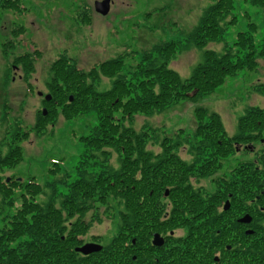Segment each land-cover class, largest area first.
<instances>
[{
	"label": "trees",
	"instance_id": "trees-1",
	"mask_svg": "<svg viewBox=\"0 0 264 264\" xmlns=\"http://www.w3.org/2000/svg\"><path fill=\"white\" fill-rule=\"evenodd\" d=\"M248 1L264 5V0ZM0 6L24 8L19 0H0ZM234 8L233 0L212 1L182 39L159 40L126 72H120L121 53L88 69L77 65L66 53L54 57L45 80L51 96L42 98L46 113L36 111L34 130L43 133L46 123L54 122L59 113L69 119L93 112L97 119L90 131L79 137L84 148L73 178L69 172L59 171L58 160L55 166L48 167L53 178L45 184L33 176L24 181L10 176L6 181L0 173L1 203L3 207H13L1 217L0 264H124L125 221L135 226L132 235L141 241L139 222L144 224L145 239L158 223L175 219L188 223L185 235H171L173 240L154 254L158 263L148 254L149 264H264V166L252 162L245 174V163L230 164L229 171L241 175L236 176L235 190L230 180L222 181L218 171L222 156L235 151V139L245 131L255 136L263 130L264 113L252 111L264 109V103L246 107L237 117V131L233 134H227L217 110L202 104L194 107L197 121L188 139L158 133L155 127L136 128L132 122L138 113L159 111L181 98H201L214 91L226 76L254 67L264 54V44L255 47L251 29L257 26L252 20H248L250 29L237 31V46L225 43L222 51L204 48L202 60L196 62L190 75H179L169 64L190 42L201 45L222 39L224 27L237 17ZM245 16L250 15L246 12ZM22 30L21 24L11 27L15 36ZM12 41L9 38L1 43L4 53L14 45ZM38 53L39 49L33 47L13 54L9 64L10 70L14 66L22 70L19 75L29 88ZM101 74L113 75V79L109 87L100 90L96 85ZM255 83L256 90L264 94V81L256 79ZM7 133L10 140L6 151L0 150V170L22 158L18 141L28 132L16 128ZM184 147L193 155L191 160L179 153ZM115 153L114 163L111 155ZM207 174L221 180L215 191L201 187L199 179ZM16 186L20 191L14 192ZM226 187L232 193L238 192V197L242 190H251L249 196H253L245 201L236 199L238 211L251 215L249 222L239 220L240 230L235 229L231 219L235 211L232 201L220 210L222 220L211 204L209 195L226 193ZM196 194L203 197L195 198ZM16 197L19 203L14 206ZM163 197L171 201L156 200ZM113 212L118 215L116 232L100 242L99 249L84 256L74 248L86 239L91 221H100V213L111 218ZM122 213L127 219L122 218Z\"/></svg>",
	"mask_w": 264,
	"mask_h": 264
},
{
	"label": "rangeland",
	"instance_id": "rangeland-1",
	"mask_svg": "<svg viewBox=\"0 0 264 264\" xmlns=\"http://www.w3.org/2000/svg\"><path fill=\"white\" fill-rule=\"evenodd\" d=\"M79 1L81 0L77 2ZM212 1L214 0H124L120 5L114 2L105 15H96L93 12L91 24L86 22L87 24L81 28L76 27L71 16L72 8L74 9L76 7L74 4L77 3L74 0H19L24 5V8L19 6V9L0 6V150L5 152L8 147L7 141L10 137L7 131L13 132L19 128L28 132L26 137L18 141L23 150L22 158L13 166L3 167L0 170L1 176L5 180L6 175L17 176L22 181L33 176L36 181L45 184L53 178V173L48 167L55 166L54 162L58 160L59 171L69 172L70 179L74 177L76 163L84 148L79 137L82 133L90 131V127L96 122V114L91 112L65 119L59 113L54 122L46 123L43 133L35 131L32 126L35 123L36 111L44 106L38 90L41 92L47 90L45 80L49 72L48 64L57 54L66 53L77 65L88 69L90 65L100 60L121 53L123 64L120 72H126L142 58L145 50L150 49L159 40L182 39L192 30L203 9ZM233 2L237 17L234 22L224 27L222 39L201 45L190 42L169 61L179 75L183 77L190 75L192 67L197 61L202 60L204 48L222 51L225 43L232 47L237 46L236 33L251 28L248 20H252L257 26L256 30L251 29L255 47L264 44V5H255L248 0ZM246 12L250 16H245ZM19 24L23 25V30L15 36L11 32V27ZM9 38L14 40L12 41L14 45L9 47L6 54L1 49V43ZM33 47L38 48L39 53L36 55L35 71L29 77L32 86L34 83L32 91V86L30 90L27 81L19 75L22 70L13 67L12 74L9 64L13 54L30 51ZM236 72L237 74L233 76H226L214 91L204 94L201 98H181L159 111L146 115L138 113L132 121L134 126L155 127L158 133H165L170 137L178 134L180 138L188 139L197 121L194 107L202 104L219 112L227 134L235 133L238 115L250 104L264 103V94L253 85L256 84V79L264 81V54L259 57L253 68L239 69ZM112 77L113 75L101 74L96 87L100 90L109 87ZM185 149L186 147L179 153L191 160L193 155ZM255 150L256 154L231 151L222 156V165L218 169L219 177L223 175L226 180H230V186L234 190L236 176L241 175L228 173L229 165L240 162V159H250L251 162L255 161L264 166V162L258 159L259 149ZM115 160L116 153L111 155V161L115 163ZM199 181L206 191H215L221 180L217 178L213 180L211 175L207 174L200 177ZM60 185V189H64ZM14 190L20 191L19 186ZM225 191L232 190L226 187ZM250 192L251 190H242L239 197L238 192L234 195L237 199L245 201L253 197L249 196ZM16 198L14 206L19 203L18 197ZM0 208H3L0 210L1 224L3 221L1 217L5 211L12 210L13 207H3L0 200ZM244 213L245 210L238 212L239 216ZM89 214L90 212L86 213ZM100 214L102 219L91 221L85 237L97 238V241L102 242L116 232L118 215L113 212L110 218L103 213ZM167 224L168 226L179 224L183 229H179L177 233L185 235L187 222L175 219ZM91 233H95L96 236Z\"/></svg>",
	"mask_w": 264,
	"mask_h": 264
},
{
	"label": "flooded vegetation",
	"instance_id": "flooded-vegetation-1",
	"mask_svg": "<svg viewBox=\"0 0 264 264\" xmlns=\"http://www.w3.org/2000/svg\"><path fill=\"white\" fill-rule=\"evenodd\" d=\"M74 1H78V0H74ZM99 1H103V0H81L77 3L74 4V9L72 8V13L71 16L73 18V20L76 23V27L81 28L82 26H85L87 23L91 24L92 21V17H94V13L100 14V15H105L109 12V9L111 7V4L116 2L117 5H120V3L122 4L124 0H108V11L106 13H102L101 11H97L96 10V4ZM99 18V16L97 17V19ZM85 20V21H82ZM95 21H97L95 19ZM87 22V23H86ZM98 23V22H97ZM44 93L43 92L41 94V97L44 98ZM252 112H258L264 113V109H261L259 111H252ZM263 120H264V116H263ZM263 130L259 131V134L254 135H249V132L245 131L243 132V134H241L239 139H235L234 141V145H235V151H243L245 153H255L257 151H254L255 148L259 149V155H258V159L261 162H264V126L262 127ZM252 133V132H251ZM257 133V132H254ZM183 149H181L182 151ZM180 151V150H179ZM183 152V151H182ZM241 162L245 163L243 166H245L243 169L245 170V172L247 173L248 170H250L251 168V164L252 162L250 161V159H240ZM255 162V161H254ZM234 166V165H233ZM230 172V171H229ZM232 172H230L231 174ZM224 176L221 175V179L222 181H224ZM199 194H196L194 197L198 198V197H203ZM232 199H231V197ZM210 198H212V207L217 209V212L219 213L218 218L219 220H222V214L220 212V210H222V205H223V201L227 198L232 203L234 204V208L235 211L232 214L231 219L234 220V227L236 230H240V228L242 227V225L240 224L239 221V214H238V208L236 207L235 203H236V197L234 195V193H232V191L230 192H219L218 194L215 195H209ZM158 202H163V201H167L170 202L171 199L168 197H163V198H158L156 199ZM230 206V205H229ZM165 208V207H164ZM122 218L127 219V215L125 213H122ZM138 229H139V236L141 241H136L135 236L132 235V230L135 229V226H133L132 224H129L128 222L125 221L124 223V227H123V235L125 236V241H124V245L126 247V249H124V251L126 252V261L124 262V264H149L151 263L150 261H148V254L151 256H154V263H158L159 259L158 257H156L154 254L159 252L162 247L164 246V244H166V242L168 240H173L171 235H175V234H179L177 233V231L179 229H183L180 228V225H175V226H168L167 222L164 223H158V226H155V228H153L150 231V234H147V237H145L144 239V224L141 222L138 223ZM146 227V225H145ZM166 229V230H165ZM155 232H158V234H160L163 237V242L161 244H156L154 243L153 240V236ZM94 236L95 233H91ZM85 241H95L97 242V238H86L83 242ZM82 242V243H83ZM143 244H145V246L148 249H145ZM81 252V251H80ZM137 253H139V256L137 255ZM82 254L84 256L88 255L89 252L83 253Z\"/></svg>",
	"mask_w": 264,
	"mask_h": 264
},
{
	"label": "water",
	"instance_id": "water-1",
	"mask_svg": "<svg viewBox=\"0 0 264 264\" xmlns=\"http://www.w3.org/2000/svg\"><path fill=\"white\" fill-rule=\"evenodd\" d=\"M96 10L101 11L102 13H106L108 11V0H103V1H99L96 4ZM40 92V91H39ZM41 93V92H40ZM46 97L49 98L50 94H46ZM72 95L70 94L69 98H71ZM43 113H45V108H43L42 110ZM6 179H8V176H6ZM168 192V189L165 188V193ZM228 200H225L224 204H223V208H227L228 207ZM251 215L247 212H245L241 217H239L241 222H249L251 219ZM245 231L247 232H251V229H245ZM153 242L156 244H161L163 242V237L158 234V232L153 233ZM101 246V244L99 242H94V241H85V243L81 244V245H76L74 248L77 250L82 251L83 253L86 252H91V251H95L97 249H99V247Z\"/></svg>",
	"mask_w": 264,
	"mask_h": 264
}]
</instances>
